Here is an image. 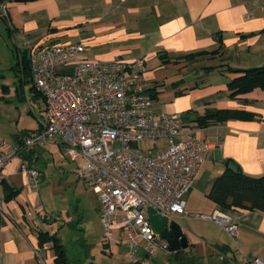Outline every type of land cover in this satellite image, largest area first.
Listing matches in <instances>:
<instances>
[{
	"label": "crops",
	"instance_id": "obj_1",
	"mask_svg": "<svg viewBox=\"0 0 264 264\" xmlns=\"http://www.w3.org/2000/svg\"><path fill=\"white\" fill-rule=\"evenodd\" d=\"M2 2L8 19L0 18V82L4 83V71H13L14 77L11 86L3 84L0 93L9 95L13 90L14 101L24 106L20 112L29 121L10 141L0 138V142L16 146L45 124L42 98L28 72L25 40L33 47L80 43L82 58L99 62L144 57L153 109L178 115L183 134H194L210 146L185 196V215L172 218L188 244L175 253V260L186 256L196 264H250L255 257L264 258V214L224 210L209 199L227 162L245 175H264V90L254 89L235 99L228 97L227 90L239 71L264 63V9L259 0ZM59 69L71 73L73 66ZM213 109L240 111L248 117L200 127L197 119ZM57 152L64 160L77 163L64 156L59 144L50 142L19 153L0 171L1 264H56L52 243L39 244V234L53 236L54 226L29 177L18 168L22 161H29L41 182L44 174L37 168L39 161H47L48 155ZM4 185L12 197L6 198ZM96 211L99 218L100 207ZM215 211L227 214L237 224L236 237L216 222L195 216ZM98 240L104 250L109 248L103 243V229ZM35 249L40 251L39 258Z\"/></svg>",
	"mask_w": 264,
	"mask_h": 264
},
{
	"label": "built area",
	"instance_id": "obj_2",
	"mask_svg": "<svg viewBox=\"0 0 264 264\" xmlns=\"http://www.w3.org/2000/svg\"><path fill=\"white\" fill-rule=\"evenodd\" d=\"M259 2L264 9V0ZM0 18L8 19L3 2ZM24 46L45 124L16 146L0 142V171L19 153L59 144L68 160L79 163L76 179L99 200L104 245L111 250L125 243L130 258L140 253L142 261L153 260L159 237L151 228L148 209L170 220L185 215V196L210 146L194 134H183L178 115L153 109L144 57L99 62L82 58L80 43L33 47L25 40ZM69 65L71 73L57 72ZM138 142L164 145L145 151L135 146ZM18 170L37 190L39 172L30 162L22 161ZM195 216L216 222L232 237L238 235L237 224L225 213ZM34 252L39 258L40 251ZM250 264H264V258L255 257Z\"/></svg>",
	"mask_w": 264,
	"mask_h": 264
},
{
	"label": "rangeland",
	"instance_id": "obj_3",
	"mask_svg": "<svg viewBox=\"0 0 264 264\" xmlns=\"http://www.w3.org/2000/svg\"><path fill=\"white\" fill-rule=\"evenodd\" d=\"M57 72L65 73L61 69ZM2 75L5 76L4 83L0 82V91L3 84L11 86L14 72L4 71ZM12 94L13 90L9 92V95L0 93V96L5 97L0 100V138L9 141L18 130L23 128L27 120L29 121L25 117L26 114L20 112L24 106L16 103ZM163 145L164 142L135 144L145 151L154 147L159 150ZM58 154L57 152L48 155V162L39 161L37 168L41 170L44 177L41 182L40 180L38 182L37 195L51 220L50 225L54 226L56 231L52 235L60 239L69 264H92L90 262H94L93 264H196L190 262L191 260L186 256L175 260V253L165 250V242L160 238L156 239L158 246L155 249V258L146 260L144 263L140 262L142 260L140 253L130 258L125 243L113 245V252L108 250L109 248L104 250L98 240L102 228L96 209H99L100 203L81 181H77L73 172L79 163L72 164ZM78 219L81 222L78 223ZM115 236L118 237L117 231Z\"/></svg>",
	"mask_w": 264,
	"mask_h": 264
},
{
	"label": "trees",
	"instance_id": "obj_4",
	"mask_svg": "<svg viewBox=\"0 0 264 264\" xmlns=\"http://www.w3.org/2000/svg\"><path fill=\"white\" fill-rule=\"evenodd\" d=\"M254 89L264 90V63L259 67L239 71V76L227 84L230 99H235ZM247 117L248 115L240 111L213 109L207 110L203 116L199 117L197 124L200 127H206L211 123ZM227 164L224 173L213 183L209 199L224 210L241 209L264 214V175L251 177L242 172L236 173L234 170L228 169ZM4 186L8 193V186ZM12 195L6 194V198L12 197ZM45 242L52 243L56 264H68L63 246L58 238L49 236L47 233L39 234V244L42 245Z\"/></svg>",
	"mask_w": 264,
	"mask_h": 264
},
{
	"label": "water",
	"instance_id": "obj_5",
	"mask_svg": "<svg viewBox=\"0 0 264 264\" xmlns=\"http://www.w3.org/2000/svg\"><path fill=\"white\" fill-rule=\"evenodd\" d=\"M228 169L240 173L234 163L228 164ZM149 222L154 234L162 239L167 245L169 253H177L187 248V239L184 236L181 227L173 220L157 214L153 209H148Z\"/></svg>",
	"mask_w": 264,
	"mask_h": 264
}]
</instances>
